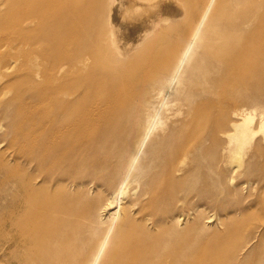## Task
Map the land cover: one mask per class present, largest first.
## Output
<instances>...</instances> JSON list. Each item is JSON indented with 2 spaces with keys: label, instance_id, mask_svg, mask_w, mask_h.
I'll list each match as a JSON object with an SVG mask.
<instances>
[{
  "label": "bare ground",
  "instance_id": "obj_1",
  "mask_svg": "<svg viewBox=\"0 0 264 264\" xmlns=\"http://www.w3.org/2000/svg\"><path fill=\"white\" fill-rule=\"evenodd\" d=\"M84 1L66 0L73 8ZM96 2L97 8L108 7L112 44L123 55L148 41L162 21L183 14L177 0ZM221 11L225 28L220 38L228 45L222 48L215 39L218 53L208 56L239 69L249 66L252 40L264 36V27L258 29L264 22V0H202L192 15L191 24L196 20L197 25L183 52L159 57L157 62L145 59L150 64L143 75L153 85L148 95L128 100L117 81H110L104 91L106 100L91 108L90 113L99 114L92 128L86 125L88 115L80 114L76 106L67 120L48 121L47 140L39 149L33 138L25 208L27 233L34 237L30 236L33 249L26 264H209L195 258L196 254L214 259L213 264H229L235 257L241 234L227 242L228 249L213 255L208 246L189 245L193 236L208 237L200 228L203 219L207 226L218 217L199 213L206 203L200 200L197 185L188 186L186 176L193 158L208 155L210 145L227 143L221 135L228 134V144H236L233 163L241 167L239 154L258 133L253 126L257 111L249 102L222 92L219 75L203 77L188 71L193 45L203 41L204 32L218 21ZM254 70L243 84L257 92L264 88V57L255 62ZM188 81L195 83V106L187 103L188 88L192 90ZM76 96L75 91L66 92L64 112L75 105ZM240 115L242 122L237 124L233 117ZM260 117L262 130L264 113ZM211 121L213 127L206 135ZM193 197L199 200L193 202ZM193 209L195 217L187 224ZM16 225L14 221V229ZM52 247L56 248L53 253ZM255 250L257 257L264 248L259 243ZM189 257L195 260L187 261Z\"/></svg>",
  "mask_w": 264,
  "mask_h": 264
},
{
  "label": "rangeland",
  "instance_id": "obj_2",
  "mask_svg": "<svg viewBox=\"0 0 264 264\" xmlns=\"http://www.w3.org/2000/svg\"><path fill=\"white\" fill-rule=\"evenodd\" d=\"M177 1L183 14L162 21L148 41L130 47L123 55L112 44L108 7L97 8L96 0H85L77 8L66 0H0V264H26L27 254L33 249L31 237L34 236L27 233L29 217L25 208L33 138L39 149L47 140L44 133L48 121L67 120L76 106L80 114L88 115L86 125L92 128L99 114L90 113L91 108L106 100L104 91L110 81H117L128 100L139 101L148 95L153 85L143 75L146 65L150 64L145 59L157 62L159 57L182 53L197 25L196 20L191 24L192 15L202 0ZM217 20L204 32L203 41L193 45L188 71L203 77L219 75L222 92L233 100L249 102L257 111L253 126L258 133L251 145L242 148L241 167L233 163L236 144H228V134L221 135L227 143L210 145L208 155L193 158L186 176L188 186L197 185L199 198L206 203L198 209L199 213L206 214L205 217L216 213L218 217L212 218L207 226L203 219L200 228L208 237L193 236L189 245L197 249L208 246L213 255L228 249L227 242L241 234L240 246L229 264H264V251L257 257L254 253L259 243L264 248V129L259 130L260 116L264 113V88L256 92L252 85L243 84L244 77L255 71V62L264 57V36L252 40V52L247 58L249 66L239 69L225 65L208 56L213 51L218 53L215 39L218 46L222 43V48L228 45L220 38L225 28L223 11ZM263 27L264 22L258 24V29ZM256 55L258 58L254 60ZM62 68L65 73L61 72ZM219 71L225 75L221 76ZM114 73L118 76L114 77ZM187 86L192 87V90L188 88L187 103L195 106V83L188 81ZM68 91L77 92L76 103L64 112L63 100ZM98 92L102 94L99 96ZM233 119L237 124L242 122L241 115ZM213 124L208 122L206 135L210 134ZM230 129L234 130L232 123ZM146 151L147 148L143 154L147 158ZM197 199L193 197L191 201ZM195 210L187 224H192ZM14 221L17 222L15 229ZM225 236L227 240H220ZM55 249L52 247L49 251L53 253ZM195 258L209 264L215 262L198 254ZM195 258L189 257L187 261Z\"/></svg>",
  "mask_w": 264,
  "mask_h": 264
}]
</instances>
